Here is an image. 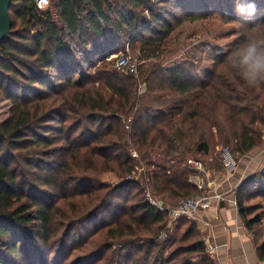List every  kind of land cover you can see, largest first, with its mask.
Instances as JSON below:
<instances>
[{
    "label": "trees",
    "instance_id": "1",
    "mask_svg": "<svg viewBox=\"0 0 264 264\" xmlns=\"http://www.w3.org/2000/svg\"><path fill=\"white\" fill-rule=\"evenodd\" d=\"M217 1L51 0L40 10L13 0L0 43V97L12 101L0 124V264H46L55 249L66 260L65 250L87 248L106 255L103 264H215L197 225L169 226L147 192L176 206L204 194L190 158L222 174L216 148L237 163L264 145V85L249 87L226 63L245 37L206 80L191 77L189 61L163 67L186 23L227 10L236 21L243 4V28L264 24L260 0L254 16L253 0ZM127 44L144 61L136 75L107 61ZM140 166L141 180L129 179ZM235 194L245 226L264 238V218L247 216L252 200L264 201V169ZM257 253L264 261V241Z\"/></svg>",
    "mask_w": 264,
    "mask_h": 264
},
{
    "label": "rangeland",
    "instance_id": "2",
    "mask_svg": "<svg viewBox=\"0 0 264 264\" xmlns=\"http://www.w3.org/2000/svg\"><path fill=\"white\" fill-rule=\"evenodd\" d=\"M217 3V0H212ZM260 8L258 11L264 13V0H260ZM243 4L237 6L234 9V13L238 15L236 21H232L231 10H227L226 16L223 18L220 12L213 13L215 19H206L201 20L195 23H186L182 27H180L176 33L172 36V38L167 43L166 48L168 49V53L166 54V58L163 60L164 68H171L177 64H181L184 62H192L193 69L191 73V77L195 79L206 80L207 75L213 70L214 63L217 58L224 55L228 52L234 44L239 40L245 37L249 30L248 28H243L241 24L243 23L242 16L243 13ZM237 45V44H236ZM129 47L132 55L137 58L139 61V67L144 63L140 59L141 53L140 51L133 50L130 48L129 44H127L122 51L116 52L114 54H110L107 58L109 61L110 56L118 55L121 53H125L127 48ZM113 70L111 67L108 68ZM124 73V72H123ZM126 74V73H124ZM99 86V83H97ZM145 90V86H142V91ZM12 108V101L6 100L0 97V124H2L10 115V111ZM133 117H130L129 122H131ZM129 131L130 128L126 127ZM263 145L260 147L262 148ZM216 152L220 153V157L223 159V163L225 168L233 167L232 164H236L235 160L230 155L227 148H216ZM134 153L137 155L134 156ZM132 156L136 159H140V155L138 151L133 147L132 148ZM195 157L190 158V160H195ZM162 160V159H161ZM199 162V161H198ZM202 163V162H201ZM238 163V162H237ZM143 164V163H140ZM189 164V161H188ZM203 164V163H202ZM141 167V166H140ZM144 169V167H141ZM230 171V169H229ZM142 171H135V182H139L141 180ZM144 173V172H143ZM194 175V174H193ZM121 182V180L116 181V183ZM129 196V195H124ZM131 197V196H130ZM250 206H254V209L251 211L252 217L260 216L264 218V201L260 198H256L249 203ZM107 214V213H106ZM96 225H100L101 221H96ZM172 226V225H169ZM186 226H183V229ZM93 231V230H92ZM261 232V231H260ZM91 235V231L89 232ZM264 234V227L259 236ZM164 235H162L163 237ZM259 238V237H258ZM162 239L160 238V241ZM103 243L101 241L98 245L100 246ZM61 248V247H60ZM96 250V249H94ZM62 251V250H61ZM91 249H86L80 251L76 250H65L66 260L63 258V254H61L60 249H55L52 254H45L44 260L46 264H103L106 258V255H96L91 257Z\"/></svg>",
    "mask_w": 264,
    "mask_h": 264
},
{
    "label": "crops",
    "instance_id": "3",
    "mask_svg": "<svg viewBox=\"0 0 264 264\" xmlns=\"http://www.w3.org/2000/svg\"><path fill=\"white\" fill-rule=\"evenodd\" d=\"M232 165L222 174L207 170L191 176V181L211 199L208 207L190 220L197 225L207 248L214 246L211 256L215 264H259L257 247L264 238H258L245 226L235 191L245 180L264 169V145ZM247 216L253 218L251 212Z\"/></svg>",
    "mask_w": 264,
    "mask_h": 264
},
{
    "label": "built area",
    "instance_id": "4",
    "mask_svg": "<svg viewBox=\"0 0 264 264\" xmlns=\"http://www.w3.org/2000/svg\"><path fill=\"white\" fill-rule=\"evenodd\" d=\"M50 3L51 0H36L37 7L40 10L47 9ZM109 61L114 62L115 69L122 71L127 75L138 74L139 61L132 55L129 47L127 48V51L125 53L110 56ZM127 127L130 128L129 125ZM136 155L137 154L134 153V156ZM188 165L195 171V173H205L207 171V168L204 166V164L196 160H189ZM142 170L140 169L139 171ZM129 179L135 180L132 177H129ZM218 198H220V196H218ZM147 199L152 205L157 207L158 210L167 213L170 220L169 225H172L182 218H194L202 210V208L208 207L211 197L208 194L204 193L200 196H193L183 199L176 206H167L154 198L148 191ZM214 250L215 248L212 245H209L207 248V251L210 254L213 253ZM259 264H264V261H260Z\"/></svg>",
    "mask_w": 264,
    "mask_h": 264
},
{
    "label": "clouds",
    "instance_id": "5",
    "mask_svg": "<svg viewBox=\"0 0 264 264\" xmlns=\"http://www.w3.org/2000/svg\"><path fill=\"white\" fill-rule=\"evenodd\" d=\"M256 6L248 5V15L254 16ZM226 63L249 87L264 85V24L253 26L245 38L226 54Z\"/></svg>",
    "mask_w": 264,
    "mask_h": 264
},
{
    "label": "water",
    "instance_id": "6",
    "mask_svg": "<svg viewBox=\"0 0 264 264\" xmlns=\"http://www.w3.org/2000/svg\"><path fill=\"white\" fill-rule=\"evenodd\" d=\"M13 0H0V43L7 38L12 28L11 6Z\"/></svg>",
    "mask_w": 264,
    "mask_h": 264
}]
</instances>
